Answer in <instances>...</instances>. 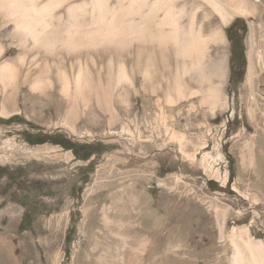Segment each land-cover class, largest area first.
<instances>
[{"label": "rangeland", "instance_id": "rangeland-1", "mask_svg": "<svg viewBox=\"0 0 264 264\" xmlns=\"http://www.w3.org/2000/svg\"><path fill=\"white\" fill-rule=\"evenodd\" d=\"M249 1L253 15L228 23L216 16L206 29H219L226 39L212 49L217 58L227 57V103L215 114L197 97L168 104L176 60L156 52L153 82H147L140 73L144 55L138 62L134 50L132 56L112 54L113 67L123 60L136 80V88L123 83L109 90L116 119L95 96L87 107L74 104L61 92L57 69L74 81L76 54L63 52L64 64L41 74L33 56L20 61L22 50L0 21V65L14 63L18 79L16 88L0 86V264H231L234 229L248 227L264 241V0ZM67 6L63 0L56 11L64 20ZM236 25L247 28L243 41ZM231 38L237 56L244 48L245 64L232 62ZM100 55L93 52L84 64L98 91L107 93L111 55ZM34 77L54 87L35 92ZM253 96L258 108L251 113ZM4 107L11 116L2 115ZM71 109L77 117L69 121ZM53 135L106 151L85 162L59 145L28 141ZM217 170L221 178L228 174L226 185ZM29 211L32 229L21 232Z\"/></svg>", "mask_w": 264, "mask_h": 264}, {"label": "bare ground", "instance_id": "bare-ground-1", "mask_svg": "<svg viewBox=\"0 0 264 264\" xmlns=\"http://www.w3.org/2000/svg\"><path fill=\"white\" fill-rule=\"evenodd\" d=\"M68 1L70 7L67 6L64 20V16L56 13L63 0H0V21L7 37L22 50L20 61L33 56L31 64L41 74L47 67L51 69L64 64L60 57L63 52L68 56L76 54L75 64L79 70L74 81L67 76V71L57 69L61 92L74 104L81 100L87 107L90 97L95 96L97 103L106 105L112 119H116L115 101L109 90L123 83L136 88V80L123 60H119L114 68L112 58L126 52L131 54L134 50V58L138 62L144 55L145 67L139 68L147 82H153L152 62L156 52L164 58L171 53L176 60V72L165 93L168 104L175 105L197 97L213 114L225 107L227 97L223 85L227 75V57L217 58L212 49L225 45L226 39L221 30L208 33L206 29L216 22V16L228 23L235 16L253 15L256 7L249 0H90L76 4V0ZM4 52L0 46V56ZM93 52L98 56L102 52L111 55L107 66V93L104 92L106 90L98 91L85 68L89 66L84 64L85 58H91ZM42 55L45 57L39 58ZM92 60L95 61L94 58ZM75 64L71 67L74 68ZM94 66L97 67L96 62ZM249 67L252 78L256 75L253 60ZM16 74L14 63L6 61L0 65V86L5 91L17 87ZM30 75L26 77L27 83ZM186 78L195 88L190 87ZM31 85L38 93L49 86L54 87V83L40 77L35 78ZM257 108L253 96L251 113ZM72 109L67 114L69 121L77 117ZM2 115L9 117L11 112L4 107ZM173 137L182 140L177 132ZM163 146L168 147L169 144ZM207 157L209 155L204 161ZM218 172V178L226 185L228 174L221 178ZM223 229L221 226L222 235ZM230 242L233 248L231 264H264V241L254 239L248 227L234 229Z\"/></svg>", "mask_w": 264, "mask_h": 264}, {"label": "trees", "instance_id": "trees-1", "mask_svg": "<svg viewBox=\"0 0 264 264\" xmlns=\"http://www.w3.org/2000/svg\"><path fill=\"white\" fill-rule=\"evenodd\" d=\"M239 27V28H238ZM238 28L239 31L242 32V36H239L240 40L243 41L244 34L247 32V28L245 25H236L235 29ZM237 35V34H236ZM232 62L236 63L238 61H241L243 64H245V51L244 48L241 51L240 56H237L235 54L236 52V42L234 39H232ZM33 137V136H32ZM29 143L35 145V144H43V143H52L54 145H59L62 148H64L67 151H72L75 158L77 160H82V161H90L91 158L95 155H102L105 151L106 148L105 146H102L101 144H78L75 142H72L71 140L67 139L65 136L61 135H53V136H34L33 140H28ZM92 161L90 162L89 166L87 169H85L86 172H90V166L92 165ZM6 175V173H4ZM233 174L231 175V180H232ZM210 188L213 190H216L217 184L214 181L209 182ZM23 207L28 208V205L21 204ZM34 222V213L32 211H29L24 214L23 219L20 223L19 226V231L24 232V231H29L32 229Z\"/></svg>", "mask_w": 264, "mask_h": 264}]
</instances>
